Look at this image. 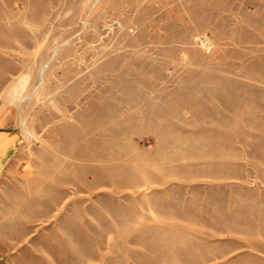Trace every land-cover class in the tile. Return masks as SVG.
Here are the masks:
<instances>
[{
    "label": "rangeland",
    "instance_id": "374dc122",
    "mask_svg": "<svg viewBox=\"0 0 264 264\" xmlns=\"http://www.w3.org/2000/svg\"><path fill=\"white\" fill-rule=\"evenodd\" d=\"M0 117V264H264V0H0Z\"/></svg>",
    "mask_w": 264,
    "mask_h": 264
},
{
    "label": "crops",
    "instance_id": "0c3cea01",
    "mask_svg": "<svg viewBox=\"0 0 264 264\" xmlns=\"http://www.w3.org/2000/svg\"><path fill=\"white\" fill-rule=\"evenodd\" d=\"M3 123H4V119L0 117V126H2ZM18 141H19V136L15 133H10V134L6 132L0 133V144L1 143L6 144V153L12 151V149H14L17 146ZM6 153L2 154V156L5 155Z\"/></svg>",
    "mask_w": 264,
    "mask_h": 264
}]
</instances>
